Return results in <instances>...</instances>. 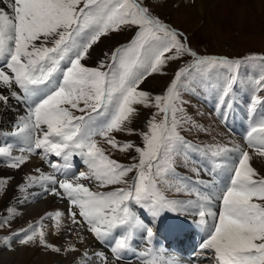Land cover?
<instances>
[{"label": "snow or ice", "instance_id": "1", "mask_svg": "<svg viewBox=\"0 0 264 264\" xmlns=\"http://www.w3.org/2000/svg\"><path fill=\"white\" fill-rule=\"evenodd\" d=\"M160 2L0 0V106L9 112L15 101L25 109L2 133L10 140L0 144V164L21 174L13 188L22 193L17 203L37 187L67 203L66 211L46 212L5 236L9 250L18 242L55 253L79 251L70 240L61 246L48 243L51 223L53 235L83 242L86 230L107 246V252L86 250L80 264H125L131 257L139 264H182L156 247L154 225L165 212H186L203 233L198 249L206 264H264V175L252 166L253 157L239 146L196 147L180 134L182 121L188 122L186 94L197 89L210 93L214 112L227 121L237 106L238 90L247 87L253 122L245 140L264 158V57H248L244 63L259 60L260 71L251 81L242 79L241 61L193 51L185 34L155 13L152 4ZM133 29L130 41L105 52L95 67L82 63L102 37ZM185 57L190 62L177 64L162 94L140 88L149 76L166 75L172 62ZM136 105L156 110L143 131L132 127L139 115ZM118 132L137 136L141 143L121 142L113 135ZM101 140L111 149L133 152L135 162L112 159ZM185 149L213 158V168L219 167L216 158L231 154L227 179L202 190L200 169L192 168L193 178L178 175L176 160ZM33 156L51 171L35 167L24 174L22 168ZM77 163L86 170H75ZM13 179L0 177V195ZM165 190L192 199H171ZM5 213L0 229L11 228L19 215L11 204Z\"/></svg>", "mask_w": 264, "mask_h": 264}, {"label": "rangeland", "instance_id": "2", "mask_svg": "<svg viewBox=\"0 0 264 264\" xmlns=\"http://www.w3.org/2000/svg\"><path fill=\"white\" fill-rule=\"evenodd\" d=\"M178 3H181L182 8L179 11L177 10ZM152 7L155 13L166 23L171 25L173 28L180 30L187 37L188 46L198 55H207L215 56L221 58H228L230 60H239L242 62V66L239 70L240 77L242 79L250 80L254 75L258 74L260 71L259 64L260 61H252L249 63H244L246 58L241 57V55H246L249 53H262L264 54V0H201L199 3L195 4V0H162L160 3H153ZM176 19L180 23H186L188 20H198L196 24H192L194 28L191 30H186L176 25ZM192 26V27H193ZM134 32L133 30H122L121 33H110L106 37H102L101 41L93 46V49L90 50L91 55L88 57V63L86 59L82 63L87 66L95 67L100 59L104 58L105 52H111L115 48L119 47L121 44H127ZM263 41V42H262ZM263 44V45H262ZM252 56H256L253 54ZM251 56V57H252ZM190 62V58L185 57L180 61L172 62L171 66L166 68V75L153 74L149 76L141 85L140 88L149 91L153 95L162 94L165 91L166 86L171 82L173 78V73L176 69L177 64L184 65ZM93 64V65H92ZM96 64V65H95ZM209 94H204L199 89L196 90L194 95H185L184 99L196 98V97H208ZM193 101H188L186 104L189 106V103ZM185 105V107H186ZM192 105V104H191ZM138 109L139 115L133 121L132 127L139 128V130H145V121L148 119L150 113L155 112L154 108L144 109L140 105L135 106ZM209 107V106H208ZM236 108V107H234ZM232 117L240 123L242 118V113L238 114L237 110H233ZM80 113H78L79 115ZM202 116L206 118V115L197 110H189L186 107V118L188 122L182 121V127L180 129V134L192 145L197 146V144L192 143L191 139L203 141V139L208 142L212 141L211 136H208V133H213L214 129L211 126L204 127L207 129V132L198 130L196 125L193 122L195 116ZM213 115L215 112L213 110ZM218 116V115H217ZM161 119V117H157ZM242 125V124H241ZM231 130H236L238 127L234 126L233 128L227 125ZM246 127V125H242ZM199 128H202L199 126ZM195 130L196 133H189V130ZM113 135L119 141H128L132 140L136 143L139 142V137L134 135H126L124 133H116ZM228 135H231L230 133ZM227 135V136H228ZM192 136V137H191ZM206 136V137H204ZM194 137V138H193ZM236 137V136H234ZM99 139V138H98ZM101 143V142H100ZM206 146V143L204 144ZM105 146L106 150L110 153L117 154V150L111 149L107 144ZM203 146V147H204ZM190 149H185L184 152L176 160V169L177 174L179 175L178 169L180 167L184 168V159L190 157ZM130 154H134L131 151H128ZM125 155H121L122 159L125 158ZM115 159V158H112ZM207 161L211 162V159L207 157ZM259 162H262L260 158ZM254 165L257 164V158L253 157L251 161ZM194 168V166H192ZM220 168H214L210 171L213 181H217L216 176L221 177L219 183H223L226 179L222 174L218 172ZM257 171L264 175V171L261 170L258 166L256 167ZM0 177H7L9 175H14L15 179L11 180L7 186V192L0 195V216L5 215L4 208L9 202H16L17 197L22 193L17 189L13 188L17 185V182L21 180L20 173H15L13 170L9 169L4 165H0ZM133 174H129L132 176ZM210 178V175H206ZM200 177V176H199ZM198 177V178H199ZM214 186V185H213ZM115 187V186H111ZM215 187V186H214ZM98 191L108 190V189H97ZM17 194V196H16ZM165 194L168 197H174L175 191L165 190ZM21 217L18 216L17 219L12 223L11 228L5 230L0 229V235L4 232L16 229L21 227ZM18 230V229H17ZM16 230V231H17ZM15 232V231H14ZM12 236V233L10 237ZM1 240V236H0ZM2 245V244H0ZM25 246V245H24ZM32 245H28L27 248L32 249ZM125 264H128L125 262Z\"/></svg>", "mask_w": 264, "mask_h": 264}, {"label": "bare ground", "instance_id": "3", "mask_svg": "<svg viewBox=\"0 0 264 264\" xmlns=\"http://www.w3.org/2000/svg\"><path fill=\"white\" fill-rule=\"evenodd\" d=\"M200 1L201 0H195V4L199 3ZM181 8V3H178L176 11H179ZM195 22H198V20L196 19L193 21L191 19L183 24L177 19L175 21L176 25L186 30H191L194 28L193 25L196 24ZM10 103L13 104V108L9 112H4L2 110V106H0V144H2L6 139L10 140V138L3 136L2 133L7 132L11 128L13 121L18 116L23 115L25 111L24 106L16 103L15 101H11ZM193 103L194 102H190L189 105ZM206 105L215 108V100H211V102ZM233 110H237L238 114L241 113L239 111V107L237 106ZM230 116L231 121L227 120V125L231 126L232 128L234 126L241 129L245 128L242 127L240 123L238 124L237 121H235V119L232 117V113H230ZM215 117L219 116H217L215 113ZM224 142L225 146L229 148L239 146L248 152L252 151L247 147V145H245L247 143L244 140L236 139V137L233 135H228ZM52 159L54 158L52 157ZM74 161H78V158H74ZM35 167H41L46 172L51 171V169L47 166V164H45L43 160L33 156L30 158L28 163L23 166L22 172L27 174ZM223 169L224 166H221V169H219L218 172L222 174L225 179H227V169H225V171ZM75 170L85 171L86 168L82 164L77 163ZM216 179L217 181L212 182L214 186L220 184L219 180H221V177L216 176ZM85 183L87 184L90 182L85 181ZM30 192V195L27 193L25 194L27 196L26 201H22L21 203H17V201L7 203V205L11 204L17 209L19 213L18 216L22 218L21 224H19L21 227H26L29 220H39L40 216L46 212L57 209L66 211L67 209V203L65 201L58 200L53 196L42 193L38 187L31 189ZM64 222L70 226V221H67L66 219ZM21 227H19L18 230ZM47 231L49 232L48 243L61 246L64 245L66 241L70 240L71 243L79 249V251H62L61 253H55L41 246H33L32 249L29 250L27 246H20L18 242H13L11 245L12 250H9L5 245H0V264H80L82 254L86 250L90 254L94 250L104 252L108 251L107 246L98 243L90 236V234L87 233L86 230L82 231L81 233L83 236V242H81V240L77 239L75 236L69 237L63 234L53 235L51 223H49ZM191 231H194L195 234L193 235ZM154 232L157 234L155 238L160 240V243L157 247L165 250L170 257L181 261L182 264H206L203 253H200L198 249V245L201 242L203 233L195 227L194 218L188 215L186 212L179 216L177 213H173L172 216L168 215L167 212L163 213L156 221ZM182 232H184V236ZM188 232H190V234L187 237ZM161 236L164 239L160 238ZM137 243L141 244L142 246L141 241L138 240ZM130 260V264H139L135 257H131ZM195 261H198V263Z\"/></svg>", "mask_w": 264, "mask_h": 264}]
</instances>
